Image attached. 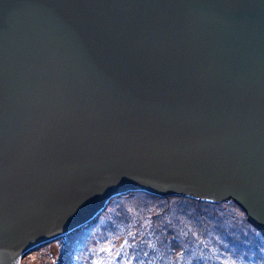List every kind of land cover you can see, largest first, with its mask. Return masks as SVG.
Returning <instances> with one entry per match:
<instances>
[{
  "label": "water",
  "instance_id": "water-1",
  "mask_svg": "<svg viewBox=\"0 0 264 264\" xmlns=\"http://www.w3.org/2000/svg\"><path fill=\"white\" fill-rule=\"evenodd\" d=\"M139 190L264 234V0H0V264Z\"/></svg>",
  "mask_w": 264,
  "mask_h": 264
},
{
  "label": "rangeland",
  "instance_id": "rangeland-1",
  "mask_svg": "<svg viewBox=\"0 0 264 264\" xmlns=\"http://www.w3.org/2000/svg\"><path fill=\"white\" fill-rule=\"evenodd\" d=\"M128 193L123 194L122 198L119 199V196L116 198V200L111 201L107 207L101 212V217L99 221L97 222V228H95L94 233L92 237L96 239L99 234H101L100 238L103 239V241L100 243V241L97 243V246L92 247L91 253L87 256V258L82 260V263L84 264H129V261L133 260V264H148L145 263L144 257L142 256L144 252L138 251L137 253H134L131 248H129V239H132L134 242L136 239L141 237L139 229L135 230L133 229L135 222L140 220V217H144V215L150 210L146 209L143 213L130 211L132 213L129 214L126 210H124V207L133 209V206L137 203L143 202V200L139 199V197L144 196L146 199L144 193L135 194L136 196L132 197L129 195L127 197ZM126 198H123L125 197ZM188 196V195H187ZM162 198L153 200L148 199V201H154L155 203H152V205H160L163 204L165 206H171V204H174V208H177L175 212L174 217H177L175 220V231L178 233L180 231V227L190 228V227H196V225H193L191 222L188 224L189 221H194V215L196 218H198L201 223L203 224L200 228V231L197 233V235L204 230H207V232H201V238H198L195 240V242L191 245L194 251L197 252V260L193 258L190 260L192 264H261V259H256L257 256L252 257L248 255V251L245 254V259L238 260L235 258L233 261L231 260L230 255L228 257L219 256L218 254L221 253V251L218 248H215L213 238L216 232H218L221 228L229 227V226H235L236 223L242 224L244 221V213L239 211V208L236 207L233 200L228 198L224 199L222 201L213 202L209 200L199 199V198H193L191 196L185 197V195H168L169 200H163L167 196H160ZM191 197V198H190ZM131 198V199H128ZM114 199V198H113ZM161 201V202H160ZM211 202L208 206L206 205V202ZM160 202V203H157ZM150 205V203H148ZM142 207H147L144 203H142ZM140 209V207L138 208ZM152 211V210H151ZM139 213V214H138ZM198 213L202 216V220L198 217ZM153 216V212L149 213V216ZM206 215V216H205ZM98 216V215H97ZM179 217L181 218L179 220ZM101 221V222H100ZM100 222V224H99ZM164 222L157 223V227L159 228L162 226ZM188 224V225H187ZM103 226V227H102ZM85 230V228H82ZM136 232V234L134 233ZM129 234L127 237L126 234ZM134 233V234H133ZM169 236V234H167ZM125 236V237H124ZM91 237V238H92ZM179 236H173V238H178ZM172 238V239H173ZM127 239V241H126ZM55 240V239H54ZM167 242V240H165ZM60 243L62 245H60ZM192 243V242H189ZM199 244L196 245V244ZM44 244V243H43ZM43 244L39 245L40 248H33L28 253V255L24 258L23 264H45L46 258L53 263V261H57L59 258V246H60V252H61V246H63L64 249H66L67 243L65 240L56 239L52 242L48 241L43 246ZM126 244L128 247H124ZM169 245V244H165ZM171 247L175 252L174 243L171 242ZM140 245H136V247H139ZM145 248V246H140V248ZM249 248V247H248ZM169 249V248H168ZM63 250V249H62ZM211 250V251H210ZM245 251V249H242ZM210 251V252H208ZM180 251L176 252V256L172 257L170 259L171 264H178L176 263L177 257L180 255ZM213 252H216L213 253ZM204 253V254H203ZM213 253V254H212ZM212 254V255H211ZM211 255V256H210ZM136 256L140 257L142 260L137 259ZM188 258V256H187ZM151 261V264H157L156 257L153 255H149L148 258ZM213 262V263H212Z\"/></svg>",
  "mask_w": 264,
  "mask_h": 264
},
{
  "label": "trees",
  "instance_id": "trees-1",
  "mask_svg": "<svg viewBox=\"0 0 264 264\" xmlns=\"http://www.w3.org/2000/svg\"><path fill=\"white\" fill-rule=\"evenodd\" d=\"M139 193L140 194L144 193L147 199L144 196L139 197V199L143 200V202L135 204L133 206V209L131 208L132 206L130 208L124 207L123 209L126 210L131 215L132 213L130 211H135V212L140 211L139 213H143L146 209H150V210L144 215V217H140L141 219L135 222L133 229L135 230L139 229L141 237L136 239L134 242L132 241V239H129L128 240L129 248H131L134 253H137L138 251L144 252L142 256L144 257L145 263L148 264H151V261L148 259L149 255H153L156 257V260L158 262L157 264H171L170 259L176 256L177 255L176 252L178 251H180L179 252L180 255L177 257V261H176V263L178 264H192L190 260H192L195 257H196L195 259L197 260L196 253L199 251V249L196 252L193 250L191 245L195 242V240L201 238L200 237L202 235L201 232H207V230L203 229V231H201L197 235V233L200 231L201 226L203 225L201 221L198 218H196L194 215V221H189L188 224L191 222L193 225H196V227L193 228L190 227L184 229L185 226H183L180 227V231L177 233L175 231V226H176L175 220L177 217H174L175 214L173 213L176 211L177 208H174V204H171L170 207L165 206L163 204L157 206H155L156 204L152 205V203H155L153 200H157L162 197L143 190L128 192L127 197L130 195L132 198L136 196L135 194L139 195ZM122 195H119V199L122 198ZM177 195H182V194H177ZM185 197L188 196L185 195ZM116 198L114 197V199H112L111 201L116 200ZM123 198H126V196ZM148 199H153V200L148 201ZM163 200L168 201L169 200L168 195ZM204 202H206V205L204 206H208L211 203L208 201H204ZM233 202L236 205V207L239 208V211L245 214L243 219L244 222L242 224L236 223L235 226L221 228L218 232H216V234H213L214 235L213 238L215 239L214 241L215 248L223 250L221 251V253L218 254V257L223 255L225 257H228L231 251V255H232L230 256L231 260L233 261L235 258H237L238 260L240 259L241 261L242 259H245V254L248 251L249 253V254L247 253L248 255L252 257L257 256L256 259H261L262 262L260 263L264 264V234L249 221L248 215L245 212V210L234 200ZM142 203H144L147 207H142ZM148 203H150V205ZM139 207L140 209H138ZM150 212H153L154 215L149 216ZM100 217L101 214H99L97 217L93 218L86 224L80 226L79 228L71 231L70 233H67L57 238V240L61 238L62 240H65L67 245H66V249H64L63 246H61V252L59 246L58 248L60 253L59 258L57 259V261L55 262L53 261L52 264H84L82 263V260L84 258L86 259L87 256L91 253L92 247L94 245L97 246V243L99 241L100 243L103 241V239L100 238L101 234H99L96 239L92 237L95 228H97V224H98L97 222L99 221ZM198 217L202 220V216L199 213H198ZM180 219L181 218L179 217V220ZM159 222H164V224L158 228L156 224ZM82 228H85V230H83ZM134 233L136 234V232ZM167 234H169V236ZM126 236L128 237L129 234L127 233ZM173 236L176 237L179 236V237L173 238ZM55 240H52V242ZM165 240H167V242ZM171 242L174 243L175 252L171 250L172 249L170 245ZM166 243L169 245H165ZM45 244L46 243H44L43 246ZM60 245L62 244L60 243ZM124 245H125L124 247H128L126 244ZM136 245L145 246V248L144 247L140 248V246L136 247ZM196 245L199 246L198 243ZM37 248H40V246ZM243 248L245 249V251L242 250ZM213 253L216 254V252ZM28 254L29 253H27L23 257V260ZM136 258L142 260L138 256H136ZM218 263L221 264L220 262ZM45 264H51V262L46 258ZM129 264H133V260L129 261Z\"/></svg>",
  "mask_w": 264,
  "mask_h": 264
}]
</instances>
